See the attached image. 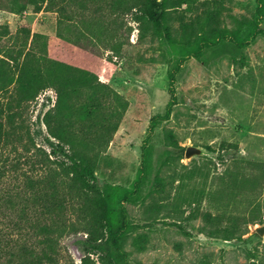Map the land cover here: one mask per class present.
<instances>
[{"label":"rangeland","instance_id":"rangeland-1","mask_svg":"<svg viewBox=\"0 0 264 264\" xmlns=\"http://www.w3.org/2000/svg\"><path fill=\"white\" fill-rule=\"evenodd\" d=\"M218 1L226 35L211 46H186L189 25L172 43L130 15L60 25L55 11L12 12L9 0H0V33L7 29L0 35V87L12 90L29 47L38 52L48 41L49 55L58 56L52 46L61 35L77 44L61 58L76 69L90 64L128 103L95 173L109 197L116 234L107 248L116 264H260L264 257V235L255 232L264 223V0ZM160 24L163 31L165 20ZM55 100L47 87L17 108V134L0 150V194L51 172L43 115ZM189 145L202 153L186 158ZM206 211L223 223L235 219L243 234L215 236L214 224L202 219ZM85 237L77 231L62 239L76 264Z\"/></svg>","mask_w":264,"mask_h":264},{"label":"trees","instance_id":"trees-1","mask_svg":"<svg viewBox=\"0 0 264 264\" xmlns=\"http://www.w3.org/2000/svg\"><path fill=\"white\" fill-rule=\"evenodd\" d=\"M9 3L12 12L29 7L33 12L55 11L60 25L73 18L84 21L112 13L130 15L139 26H149L152 34L162 32L172 43L180 42L181 30L189 25L194 30L181 41L186 46L194 43L211 46L226 35L220 18L224 5L218 0H9ZM161 19L166 22L163 31ZM5 34L6 28L0 35ZM38 37L32 35V39ZM58 37L61 43L55 41L52 46L58 56L49 55L48 41L38 52L29 47L17 62L12 90L0 87V93L7 95L5 100L0 98V150L17 134V119L21 117L17 108L30 104L47 87L56 93L55 104L43 115V124L52 139H48L50 152L45 153L53 163L51 172L39 181L27 179L19 190L8 189L0 194V222H5L3 229L0 227L3 232L0 264H76L62 239L77 231L86 235L79 264H116L114 254L107 248L116 234L110 227L109 197L95 173L128 103L98 80V72L90 64L76 69L66 63L60 55L77 44ZM76 57L74 53L72 59ZM72 70L79 73L75 79L69 76ZM8 210L12 213L16 210L17 216H11ZM201 216L205 223L214 224L215 236L230 240L243 234L233 218L223 223L220 215L206 211ZM260 264H264V257Z\"/></svg>","mask_w":264,"mask_h":264},{"label":"water","instance_id":"water-1","mask_svg":"<svg viewBox=\"0 0 264 264\" xmlns=\"http://www.w3.org/2000/svg\"><path fill=\"white\" fill-rule=\"evenodd\" d=\"M202 149L200 147L189 145L185 148L184 156L189 158L193 155L201 154ZM255 232L259 235H264V223L255 227Z\"/></svg>","mask_w":264,"mask_h":264}]
</instances>
